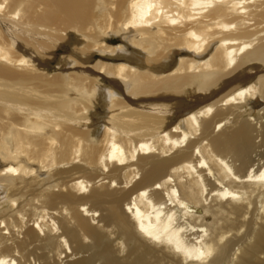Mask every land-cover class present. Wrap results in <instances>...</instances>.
Segmentation results:
<instances>
[{
  "label": "bare ground",
  "instance_id": "1",
  "mask_svg": "<svg viewBox=\"0 0 264 264\" xmlns=\"http://www.w3.org/2000/svg\"><path fill=\"white\" fill-rule=\"evenodd\" d=\"M260 255L264 0H0V264Z\"/></svg>",
  "mask_w": 264,
  "mask_h": 264
},
{
  "label": "rangeland",
  "instance_id": "2",
  "mask_svg": "<svg viewBox=\"0 0 264 264\" xmlns=\"http://www.w3.org/2000/svg\"><path fill=\"white\" fill-rule=\"evenodd\" d=\"M260 258H261V255L258 256V257H256V258L253 260V262H254L253 264H264V256L262 255V259H263V260H261L262 262L260 261ZM258 259H259V260H258Z\"/></svg>",
  "mask_w": 264,
  "mask_h": 264
}]
</instances>
